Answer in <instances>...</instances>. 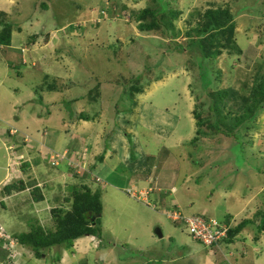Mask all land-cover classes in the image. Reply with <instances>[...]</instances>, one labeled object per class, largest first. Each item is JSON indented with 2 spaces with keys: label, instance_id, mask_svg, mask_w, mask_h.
I'll list each match as a JSON object with an SVG mask.
<instances>
[{
  "label": "rangeland",
  "instance_id": "374dc122",
  "mask_svg": "<svg viewBox=\"0 0 264 264\" xmlns=\"http://www.w3.org/2000/svg\"><path fill=\"white\" fill-rule=\"evenodd\" d=\"M111 1L115 3L113 6L118 15L114 19L110 16L104 18L106 24L100 25L101 27L98 25L94 27L89 23L95 25L92 20L96 17L98 9L105 6L106 0H12L11 14L9 13L8 17L0 11L1 20L10 19L13 27L19 28V30L12 29L10 39L12 49L18 53L20 50L21 54L24 52V58L21 55L18 60L15 58L13 63L10 56L0 51L2 65L8 61L16 67L5 70L6 74L3 73L4 79L0 83V116L4 118L6 111L9 110L8 107L13 103L16 104L14 113L16 118H21V127L20 130L15 129V140L16 135H20L22 142L24 141L23 143H7L1 138V135L6 132L0 131V181L5 182L6 164L11 167L15 162L18 165L19 161L24 159L30 163L33 170L27 176L31 175L37 182L42 183L38 180V174L34 172V155L31 153H36L37 157L40 156L39 165L42 164L45 167V173L41 174L45 178L43 184L50 186V190L47 188L49 190L47 198H51L52 201L49 200L46 203L48 206L51 207L54 203L56 195H63L62 186L74 181L70 180L64 184L60 178H66V176L63 177V174H60L58 178L55 177L59 169L62 172H67L68 169L73 170L69 171L71 174L67 172L66 175L71 177L77 175L75 178L83 177L91 181L89 185L92 189L100 190L101 201L102 195L104 197L106 194L104 214L101 218L104 226L102 244L99 249L92 248L89 251H83L84 254L78 256L80 261L83 259L82 256H86L88 264H94V259H104L105 256H108L106 264H223L224 261V264H236V260L238 264H264V236L257 243L252 240L251 235L255 233L253 219L251 223L245 224L246 232L241 233L240 231L241 235L238 238L239 241L246 242L247 254L229 245H223L220 252L213 253L211 248L202 245L201 242L195 241L188 235L183 222L174 223L164 214L165 210L170 209L181 211L186 216H191L193 213L204 214L218 221L224 220L225 216L235 215L242 207L243 200H236L233 195H224L223 188L229 189L228 180L224 176L234 177L237 187L243 185L245 181L243 174H246V185L244 184L246 200L252 203L246 210V214L249 211L256 213L262 210L264 212V187L261 188L264 186V171L258 173L263 176L257 179L248 170L244 173L245 164L241 157L244 155L246 161H250L246 169L253 168L254 165L264 166V158L259 157L260 153L257 154L259 148L264 149V107L255 114L253 120L245 124L246 133H242L243 135L237 138L243 140L244 152L242 153L239 140L234 141L233 138L205 139L204 142L194 143L196 145L193 146L190 141L195 134L191 136L193 130L192 128L188 130L189 119L185 114L181 116V109L172 111V108L177 109L173 102V95H177L186 82H189V87L193 86L192 90H189L193 105L190 111H198L193 110L194 106L197 109L207 107L201 102L202 96L197 99L199 82V77L195 76L197 70L200 73L202 69L208 74L212 78L211 86L217 88L229 86L232 88V84L234 85L237 81L239 86H234L236 89L234 91L238 93V97L240 94L246 96L249 90L250 85L246 86V79H249L247 80L249 83L251 79L254 80L255 76L264 75V0H165L172 8V15H175L174 11H177L179 16L171 19L162 15L157 16L155 20L152 14L158 8V4L152 3L153 0ZM43 3L46 7H43ZM145 9L148 13L143 12ZM207 9L216 10L214 18L223 20L225 25V37L221 40L225 50L214 59V62L199 61L185 52L187 48L189 52L201 58L203 54L209 55V52L215 49L207 36L215 35V33L211 32L208 26V18L203 16ZM138 22L145 27L163 22L167 24V27H164L165 30H159L160 27L151 32L139 28ZM216 37L218 36L215 35ZM197 40L204 46L203 54L197 49ZM221 41L219 42L222 43ZM175 43L179 47L175 48ZM187 43L195 44L190 46ZM23 45L26 50L22 52L21 46ZM239 48L242 49L241 53L236 51ZM235 51L236 53H230ZM23 60L26 62L24 65ZM137 75H141V93L134 91L132 93L139 94V97H146L148 101L145 105L149 107L147 111L150 112L149 116L145 115L142 121L136 122L135 129H132L135 123L128 122L126 119L132 107L130 104L132 99L122 90L125 85H135ZM132 78L133 83H129V79L132 80ZM163 80L162 84L157 83ZM154 84L156 86L153 87ZM97 88L100 94L99 104L90 102L87 105L88 101L87 103L79 100L72 101L86 97L88 93L96 98ZM22 98L24 101L21 104L15 101V99ZM99 105L103 106V111L100 110ZM83 106L87 107L89 114L95 116L91 121L94 132L87 131L85 133L87 137L92 138L95 134L93 139L99 140L100 135L104 133V142L108 143L113 134L117 133L120 136L123 133L129 156H132L138 147L144 152L145 149H154L158 152L154 156L146 157L147 165L143 162L138 167V170L150 175L147 186L150 185L153 192L160 189L154 194L149 191L150 207L143 203L137 195V187L132 186L136 191L134 192L136 196L123 192V189H128L127 186L130 185V175H133V169L138 166L136 164L123 165L111 162L109 164L102 163V158L96 159L91 165L93 167L91 171L97 174L99 181L96 183L100 184L93 187L91 180L93 174L86 172L89 169L85 162L87 151L82 152L80 149L73 151L74 148L71 147L61 149L60 153L56 154H62L57 158H63V161H58L57 165L50 164L47 157L48 152L46 156H43L54 146L48 143L50 139L45 137L51 131L57 130L61 134L57 137L60 140L55 138L54 143H64L65 140L66 143H77L79 134L71 135L70 132L73 130L70 126H63V122L67 124L71 120L77 122L79 120L77 114ZM167 110L174 114L178 121L181 116L180 124L176 130L174 129L171 134L163 138V143H153L151 131L157 133L159 131L163 134L169 131L168 127H158L155 123L158 121L163 124L164 121L163 125H167L164 118L168 114ZM120 113L122 116L119 115ZM116 116H121L118 123L115 122ZM5 124L6 121L0 119L1 129ZM45 126L52 127L45 129ZM64 129L65 133L62 131ZM110 130V135L105 137ZM178 137L189 140L187 142L190 145L186 146V150L189 147L188 163L191 164L187 167V171H180L183 174L182 179L186 175L184 181L179 175L177 181L173 182L166 178L163 183L159 178L157 179L156 175L159 172L160 163L171 159L175 152V144L172 147L174 149L171 150V148L170 151L163 145L170 146L176 143ZM94 143H102V141ZM204 143L207 145L211 143L212 149L203 146ZM236 143H238L237 146ZM250 143H260L263 146L255 148ZM14 145L18 151L9 149V146ZM55 150L58 149L55 148ZM107 151L110 156L112 154L115 156V151L110 144H108ZM72 153L78 158L72 159L69 156ZM88 155L89 151L87 158ZM151 157L154 158L155 163L150 166V161H153ZM138 159L139 157L136 156L135 161ZM229 160H231L230 165L227 164ZM170 162L172 165L166 174L174 177L171 173L174 172L171 170L175 165L174 159ZM196 162L199 165H195ZM234 166L241 168L240 172L235 170L239 176L234 175ZM15 172L12 170L9 174ZM113 177L116 181L112 180ZM13 180L15 178L12 180L9 178L6 182ZM141 184V188L146 186L144 183ZM112 185L117 188H113ZM171 186L177 189L176 198L181 205L177 204V206L180 209L174 207L173 198L175 196H171L169 192ZM260 188L261 191H259ZM28 190L29 188L20 193L15 192L14 202L10 199L12 196L7 197L5 201L7 209H2L0 206V223L5 228L10 222L9 219L13 218V222L10 223L16 232H24L30 217L34 218L30 213L34 210V206L38 205L33 202L34 206L30 207L32 203L31 201L28 203V198L26 199ZM110 197L115 198L117 202H111ZM163 201L165 204H162ZM158 202L162 205L160 206ZM206 208L209 209L208 212L205 211ZM238 216L241 218V212ZM39 221L44 226L51 223L50 217L47 219L40 217ZM18 222L20 225L21 223L25 225L26 229L23 225L18 229ZM155 229L162 231V237L154 233ZM11 230H9L10 233H12ZM255 247L258 249V254L252 256L251 252ZM231 253L234 254V258H229ZM53 258L54 256H47L39 260L43 264H49ZM72 261L75 260L72 259Z\"/></svg>",
  "mask_w": 264,
  "mask_h": 264
},
{
  "label": "trees",
  "instance_id": "16d2710c",
  "mask_svg": "<svg viewBox=\"0 0 264 264\" xmlns=\"http://www.w3.org/2000/svg\"><path fill=\"white\" fill-rule=\"evenodd\" d=\"M106 1L111 7L113 6V4H115L111 0ZM163 2L165 7L163 5ZM167 2L165 0L152 1V3L158 4V8L154 10V13L152 14V18L154 20L158 17H161L162 15L170 17L171 19H176V17L179 16V14L177 15V11H174L175 15H172V8L168 6L169 2ZM43 7H46V4L43 3ZM146 9L143 11L144 13H148V10ZM107 11L111 14H109V16L113 17L115 10L109 8L107 9ZM215 14L216 10L213 9H207L203 13V16H205V18H208L209 25H207L209 26V28H211V32L215 33V35L218 36L215 38L214 34L207 35L209 36L208 39L210 41V44H213L215 49L212 52H209V55H204V50H202L204 46L200 43V41L197 40V49H199L200 53L202 52L203 56H201V58L197 57L195 53L192 54V52H189L185 46V52H188L190 57L193 56L199 61L211 60L212 62H214V59L224 52L223 50H225V48L223 45V41L221 40L225 37V25L224 22H222L223 20H217L214 18ZM89 24L94 27H97V25L104 26L106 24V20L103 18L99 22H94L95 25H93L92 23ZM156 24L154 26L150 25L148 27H145L143 25H140V23L138 22V27L141 29L143 28L142 30H150L151 32L160 27L161 28L159 30H165L164 27H167V24L163 22L158 23L157 25ZM0 27V46L8 47L10 45L12 29L17 28L19 30V28L16 26L13 27V23L10 22V20L1 19ZM81 27L85 28L83 26ZM170 29L171 27L169 28V30ZM214 41H217V43H213ZM219 41H221L222 43H220ZM193 44L195 43H187V45L190 46ZM174 47L177 48L179 47V45L175 43ZM236 51L237 53H241L242 49L239 48L236 49ZM236 51L230 53H236ZM187 57L189 58V56ZM199 67L201 68L200 65ZM198 71L199 70H197L195 73V76L199 77L198 88L196 87L198 89L197 99L199 96H202L203 100L201 101L200 98L199 100L203 102L204 106L206 104L207 107H203V109H197L196 106H194L193 110L198 111L192 112L194 118L195 135L191 139L190 143L195 146L196 144L194 143H202L205 139L215 140L216 138H220L221 140L233 138L234 141L239 140V142L241 143L243 140L237 138H239L240 135L246 133L245 124L253 120L255 114H257V112L264 107V75H259L258 77L255 76L254 80L251 79V82L249 83H247V80L249 79H246L245 84L246 86L248 84L250 85L248 87L249 90L246 93V96L244 94H240L238 97V93L234 91L236 90L235 87L239 86V83L237 81L236 83H234V85L232 84V88L234 89L230 88L231 86L226 88H217L216 86H211L212 78L208 74H206L202 69L200 73H198ZM140 76L141 75L135 76V80L137 81L135 85L123 86L122 92L127 94L130 99H133L135 96L139 95L133 94L132 91L141 93ZM129 83H133V78L132 80L129 79ZM192 87L193 86L190 87V90H192ZM96 93V98L95 96H92L91 93H88L86 97L73 99L72 101L79 100L85 101V103H87L88 101L87 105L90 102L91 104H99L98 102L100 100L98 99L100 98V94L98 88ZM99 107L103 109V106L99 105ZM86 108L87 107L83 106L81 109H79L80 112H78L77 114V119H92V115L87 112ZM203 146H205V144H203ZM14 150L18 151L17 148H14ZM151 158V160L153 161H150V166L155 163L154 158ZM15 166H17L15 169L16 172L9 177L10 180L14 178L15 180H13L12 182H3L0 188V195L2 196V198L0 199V206H2L1 208L7 209V204L5 203L7 197L12 196L10 199L14 202L13 194L15 192L20 193L26 191L29 188L26 199L28 198V203L29 201H31L32 205H30V207L34 206L33 202L37 203L35 205H42V208H44L48 218L50 217L51 220V225L49 224L50 226H44L37 218L34 219L30 217V221L27 222L28 230L13 235V237L16 238L21 246L29 249L32 252L34 257L41 258L43 255L47 256V254L53 248L54 250H56V253L53 255L54 258L52 260L54 264H58L60 260V251L58 250L64 248L69 249L77 239L84 236H96L99 239H102L104 226L102 225L101 218H103L104 213L100 190L92 189V187H90L86 183V181L80 179L75 183L72 182L66 184V186H62L63 195H56V199L50 207L46 204L49 200H51V198H47L50 186L48 184H43L44 181H42V183L37 182L35 178L31 177V175L27 176L28 173L32 170L31 165L28 161H24V159H22L21 161H19L18 165L14 164V167ZM89 170L92 169L90 168L87 171ZM92 180L94 182L96 181V177L94 175H92ZM63 181H65V179H63ZM65 183L66 182H64V184ZM47 188H49V190H47ZM66 191L67 194H65ZM124 192L127 195H130L126 190H124ZM148 207H150V205ZM35 208L36 207L34 206V209ZM33 211H31L30 213L31 216L34 215ZM194 215H199L205 217L206 219H210L204 214ZM229 218L230 217L228 216L224 220H222L226 224H230V227L228 229L226 238L219 243L218 247L222 244H232L238 238V235L240 231L245 227V224L251 223L252 219L255 223V233L253 236V240L256 243L257 241H259V236L264 231V212L262 210L256 212L253 218L246 219L240 222L238 225L231 224ZM216 246H211V249L214 253H216L218 250V247Z\"/></svg>",
  "mask_w": 264,
  "mask_h": 264
},
{
  "label": "crops",
  "instance_id": "0c3cea01",
  "mask_svg": "<svg viewBox=\"0 0 264 264\" xmlns=\"http://www.w3.org/2000/svg\"><path fill=\"white\" fill-rule=\"evenodd\" d=\"M0 4H1L0 11H3L2 13L5 14L6 17H8L9 16V13L11 14L10 11H11V6H12V0H0ZM11 22H12V20H11ZM12 47L13 46L11 45V42H10V45L8 47L0 46V51H1V53L5 54L7 56H10L11 57L10 59H11V61L13 63L15 62L14 61L15 58L18 60L21 55L24 58V56H23L24 52L21 54V52L19 50V53H18L16 51H14V49H12ZM21 48H25V46L23 45V46H21ZM18 54H19V56H17ZM12 62L8 63V61H7L6 63L4 62L3 65H2V58L0 57V83L3 82V79H4L3 78V73L4 72L8 71L9 68H11V69L12 68H16L14 65L11 64ZM24 64H26L25 61H24ZM4 74H6V73H4ZM172 75H174V74H172ZM163 82H164V80L163 81H158L157 83L158 84L159 83L162 84ZM154 86H156V85L154 84L153 87ZM13 90L16 91L15 88H13ZM189 90H190L189 82H186V83H184L182 90L179 93H177V95H175V94L173 95V102H174V105H175V107L177 109L172 108V111H176L178 109H181V116H183L185 114V116L189 119V122L190 123L188 125V130L190 128H192V130H193L191 132V136H192V134L195 132L194 131L195 127H194V118H193L192 112L190 111L191 110V107H193V105H192V98L190 97L191 95H190ZM137 96L134 97L131 100L132 103H130V104H132V107L130 108L131 110L128 111L127 116H126V119H127L128 122H132L133 121V123H135L133 125L132 129H135L136 122L142 121L143 118L145 117V115H148L149 116V112H150V111H147V110H149V107L145 105L146 101H148L146 99V97L145 96H140V97L138 96L137 97ZM15 101H18L21 104L24 101V98H22V99H15ZM0 102H1V99H0ZM25 103H26V101H25ZM15 107H16V104L13 103L12 106H9L8 107L9 110L6 111V113L4 115V118H3V116H0V119H2V120L4 119L6 121L5 126H3L2 129L0 128V131L1 130H4L6 132V133H3L1 135V138L4 139V141H6L7 143H20V142L23 143L24 142V141L22 142L20 135H16V140H15V135L14 134H16V133L14 131H16L17 128L20 130V127H21V124H20V119L21 118L20 117H17L16 118V115L14 113ZM135 107L138 110H136ZM100 110H102V109H100ZM167 113H168L167 116H164V118H165V120L167 122V125H163L164 124V121H163V124L159 123L158 121H155V123H156V126H158V127H164V126L168 127L169 128V131L166 134L159 133V131H158V133L151 131V135L153 137V139H152L153 140V143H163V138L166 137V135L171 134L174 129L176 130V127H178L179 124H180L181 116H180V119L178 121L176 119V117H175L174 114L170 113L168 110H167ZM119 115L122 116L121 113ZM130 115H132V116L129 119V116ZM14 116H15V118H14ZM121 116H116V119H115V122L116 123H118L119 118ZM91 117H92V119H87V120H81V119H79V120H77V122H75L76 120L74 122H72V120H71V121H68V124L65 123V122H63V126H67V127L70 126L71 127V130H73V131L70 132L71 135H75L77 133L79 134L77 143H66L67 142L66 140L64 141V143H54L53 141H55V138H57V137H59L61 135L59 131L55 130L53 132L51 131L49 134H47V136H45L46 138H48V140L49 139L51 140V141L49 140L48 143H52L54 146L52 147L50 144H48V143L47 144L50 147H52V149H53L54 152H58V153H59V151L61 149L63 150L65 148H70V147L71 148H74L73 151L78 150V149H81V150L84 149V151H87V153L89 151L88 158L86 156L87 153L85 154V162H86V164H87V166H88L89 169L90 168L91 169L93 168L91 165H92V163L96 159H101V158L103 159L102 160V163H109L110 164V162H111V163H119V164H123V165H134V164H136L138 166H135L136 168L133 169V171H134L133 175H130V178L131 179L129 181V184H130L129 186H134V187H137V188H141L140 187L142 185L141 183H144V184H146V186H143L142 188H146L147 187V183L150 180L149 179V176L150 175L148 173L146 174L145 172L143 173L142 171L138 170V167L143 162L145 164L147 163L148 159H146V157L148 155L154 156L158 152L157 151H154V149H145V152H144L142 149H139L140 147H138V150L136 152H134L132 156H129L128 148L126 146V143L124 142L125 141V137H124L123 133H121L120 136L117 133L113 134L110 137V140H109L108 143H105L104 142V139H103L104 133H103L102 135H100L101 137H100L99 140L96 139L98 141H102V143H94V142H98V141H96V140L93 139L95 134L93 135L92 138L87 137V135H85V133L87 131H90V133H92V131L94 132V129L91 126V124H92L91 121L94 120V117L95 116H91ZM46 120H48V119H46ZM99 120H100V118H99ZM48 122L49 121H47V123ZM96 125L97 126H102L101 124H96ZM190 125H192V126H190ZM48 127H52V126H45L44 128L47 129ZM12 128H14V129L12 130ZM100 128H102V127H100ZM154 129H157V128H154ZM104 130H106V129H104ZM111 130L109 132H107V134L105 135V137L108 136V135H110ZM62 131L64 132L65 129L62 130ZM0 134H1V132H0ZM17 136H19V137H17ZM57 140H60V139L57 138ZM71 141H72V139H71ZM187 141H189V140H186L183 137H178L176 143H173L170 146L163 145V146L168 147V149L170 151V149L175 144V150H174L175 152L172 155L171 159L162 161L160 163L159 172L156 175L157 179L159 178V180L162 181L163 183H164V181H165L166 178H168L170 181L175 182V181H177L178 176L181 175L180 179L184 181V178L186 177V175H184V178L182 179L183 174H181L180 171H184V172L187 171V167L191 164V163L190 164L188 163V159H190L189 158V156H190L189 151L190 150H189V147L186 150V146H189L190 143H188ZM242 143H243V141L240 143L241 146H239V148L241 149V150L239 149L241 153L244 152V147H243ZM108 144H110V146L114 149L115 156H114V154H112L111 156L109 155V153L107 151ZM250 144H253V147H255V148H259V147L263 146V145H260V143H250ZM236 145H237V143H236ZM205 146L206 147H210L212 149L211 143H209L208 145L205 144ZM85 147H87L88 150H87V148L85 149ZM55 148L58 149V150H55ZM173 149L174 148H172L171 150H173ZM259 149L260 150L257 151V154L260 153L259 157L261 156L262 158H264V149L263 148H259ZM30 152H32V151H30ZM35 154L36 153H31V155H34V164H35V166H34L35 167V171L34 172H35V174H38L39 178L38 177L37 178H38L39 181L42 182V181H45V178L42 176L43 173H45L44 172L45 171V169H44L45 167L42 164L39 165L38 158L40 156L37 157ZM43 156H46V154L44 153ZM69 156H71L72 159L78 158L76 156V154H74V153H72ZM136 156L139 157V159L137 161H135V157ZM47 157H48V155H47ZM241 157H242V160H243L242 162L245 164V166L243 167L244 168V173H246V171L248 170L249 173H253L255 175L256 179L257 178H260V176H263V175H258V173L264 171V168H263L264 166L258 167V166H255L254 165L253 168L246 169L248 167V164H249L250 161H246V157L244 155L243 156L241 155ZM172 159H174V164L175 165L173 164L174 166H173V168H171V170L174 171V172H171V173L174 174V177L168 176L166 174V172L169 170L170 165H172V163L170 162V160H172ZM207 161H208V159H207ZM163 162H164V164H163ZM230 163H231V160H229L227 162V164H229V165H230ZM255 163H258V162H255ZM263 163H264V161H263ZM14 164H16V163H14ZM14 164L11 167H9L8 164H6V166H5V169H6L5 182L7 180H9V177L12 175V174H9V172L12 173V170H15V169H13ZM201 164H202V161H201ZM233 164H234V162H233ZM195 165H199V163L196 162ZM41 168H43L44 170L41 169ZM233 170H234V175H237V173L235 172V170L237 172H240L241 171V168L234 166ZM67 172H69V169L67 170ZM67 172H62L59 169L58 170V173H57V175L55 177L58 178V175L63 174V177L66 176V178H60V179L61 180L65 179L64 182H66V183L68 181H70V180H74L73 182L75 183V182L79 181L80 179L86 181V183L88 185L91 182L88 179L83 178V177H81V178H75V177H77V175H75V177L74 176H72V177L71 176H67L66 175ZM86 172L87 173L90 172V173H92L94 175H97V174L94 173V171H91V170L86 171ZM237 176H239V175H237ZM242 177L245 179L243 185H238L236 187L235 186L236 182L234 180V177H232L231 175H228L227 177L224 176V178H227V180H228L227 181V185L229 187V189L223 188L224 195H233V198H235L236 200H243L242 207L239 208L240 209L239 211L241 212V218H239V216H238L239 213H240L239 211L236 212L235 215H232V216L229 215V217H230L229 218V221L233 225H238L240 222H242V221H244L246 219L253 218V216L255 214V212H251V211H249L248 214H246V210H248V207L251 206L252 203L250 202V200H246V186H245L246 185V174L245 175L243 174ZM224 178H222V179H224ZM91 180H92V177H91ZM112 180H114V177H113ZM114 181H116V180H114ZM0 183L3 184V181L1 180ZM97 184H100V183H96V182L93 181V187H95ZM112 187L114 188L116 186L112 185ZM263 187L264 186H262L261 188H263ZM170 188H171V190L173 189L172 191L169 189L170 195L171 196H175V198H173V203L175 204L174 207H176L177 209H180L177 206V204L179 206H181L180 205V202L178 203L177 198H176L177 189L174 186H171ZM261 188L259 189V191L262 190ZM106 190H107V188L105 189V191ZM124 190L125 189H123V192H124ZM159 190L160 189H158L155 192L151 191V193H153V194L154 193H158ZM105 198H106V194H104V197L102 195L103 207H104ZM157 199H159V198H157ZM110 201L111 202H115V201L117 202V200H115V198H113V197H110ZM158 204L161 206L162 204H165V202L163 201L162 204L158 202ZM190 205L192 206V204H190ZM208 210H209L208 208L205 209V211H207V212H208ZM33 212H34V215H33L34 218H37L38 220H39L40 217L45 218V219L48 218V216H47L44 208H42V205H39L38 204V206L34 209ZM194 214H199V213H193L192 215H194ZM226 217H228V216H225V218ZM9 220H10V222H13V218H11ZM10 222H8V225H7V227L5 229L9 233H10L9 230L13 229L14 231L11 230L12 233H10L12 236L14 234H16V233H20V232H16V230L13 228V225ZM40 223L42 224V222H40ZM17 224H18L17 225L18 229H19V227L21 225H23L22 223L20 225V222H18ZM50 225H51V223H50ZM23 226L25 228V225H23ZM109 229L111 230V228H109ZM26 230H28V227H27ZM245 232H246V228L244 227L241 230V233H245ZM241 233L238 235V238L240 237ZM253 236H254V232L251 235L252 240H253ZM263 236H264V231L259 236L260 237L259 238V241H261V239L263 238ZM238 238L232 244H230L229 246H231L232 248L238 249L239 251H241V253H246L247 254V251H246V242L243 241V240H242L243 242H241V241L238 240ZM101 244H102V239H99L96 236H84V237H81V238L77 239L73 243V245L69 248L70 250L71 249H73V250L69 251L67 248L58 250V251H60L59 252V254H60V260H59L58 264H88V261L86 260V256L85 257L82 256L81 258H83V259L81 261L78 258V256L83 255L84 254L83 251H89L92 248L93 249H95V248L99 249V247L101 246ZM235 244H238V245H235ZM223 245H226V244L220 245L218 247L217 252H220V248ZM19 246H20L19 247L20 255L16 259L17 264H43V263L40 262V260H39L40 258L34 257L33 254H32V252L29 249L21 246L20 244H19ZM236 246H239L240 248H237ZM24 249H25V253H24ZM261 251H262V249H261ZM55 253H56V250H54L52 248L51 251L47 254V256L51 257ZM108 253L110 254V252H108ZM251 253H252V256H256L258 254V249L256 247L253 248V250H252ZM230 255H229L230 256L229 258H234V254L233 253H231ZM47 256L43 255L42 257L45 259ZM107 257L108 256H105L104 259L103 258L102 259H100V258L94 259V264H102V263L103 264H106V261L108 260ZM4 259H5V253L0 248V264L1 263H4V262H1ZM72 259H74L75 261L73 262ZM224 262H223V264H224ZM236 262H237L236 264H238V261L237 260H236ZM49 264H54L52 259L50 260V263Z\"/></svg>",
  "mask_w": 264,
  "mask_h": 264
},
{
  "label": "built area",
  "instance_id": "2783aa9c",
  "mask_svg": "<svg viewBox=\"0 0 264 264\" xmlns=\"http://www.w3.org/2000/svg\"><path fill=\"white\" fill-rule=\"evenodd\" d=\"M111 8L115 10L114 6H110L106 1L103 8L98 9L96 17L92 20L93 22H99L101 19L108 17L107 9ZM118 13H114L113 19L116 18ZM26 48H21L23 52ZM15 132V131H14ZM14 146H9L12 150ZM48 152V153H47ZM48 155V160L50 164L57 165L58 161L63 160L62 154H56L53 150H47L45 154ZM16 163V162H15ZM17 164V163H16ZM9 166V164H8ZM96 181H99L96 177ZM134 187H128L126 190L130 195L136 196ZM143 189V190H142ZM152 187L149 185L146 188H137V195L146 205H149L148 197L149 193L152 191ZM173 190V189H172ZM150 191V192H149ZM164 214L171 219L174 223L183 222L185 225V230L194 240L200 241L204 246L211 248L212 245H217L226 238L230 224H226L224 221H218L216 219H206L205 217L194 215V216H184L180 211L165 210ZM19 243L15 237H13L3 225L0 224V248L5 253V259L1 264H17L16 259L20 255ZM214 253V252H213Z\"/></svg>",
  "mask_w": 264,
  "mask_h": 264
},
{
  "label": "water",
  "instance_id": "95a60500",
  "mask_svg": "<svg viewBox=\"0 0 264 264\" xmlns=\"http://www.w3.org/2000/svg\"><path fill=\"white\" fill-rule=\"evenodd\" d=\"M154 233L158 236V237H162V231L160 229H155Z\"/></svg>",
  "mask_w": 264,
  "mask_h": 264
},
{
  "label": "clouds",
  "instance_id": "9594fccd",
  "mask_svg": "<svg viewBox=\"0 0 264 264\" xmlns=\"http://www.w3.org/2000/svg\"><path fill=\"white\" fill-rule=\"evenodd\" d=\"M10 145V144H9ZM53 150V149H52ZM13 151H14V148H13ZM23 151V150H22ZM56 153H58V152H56ZM60 153V152H59ZM8 160H9V158H8ZM10 161V160H9ZM17 163V162H16ZM72 171V170H71ZM94 175V174H93ZM95 177H97V175H94ZM95 182H97V181H95Z\"/></svg>",
  "mask_w": 264,
  "mask_h": 264
},
{
  "label": "bare ground",
  "instance_id": "6f19581e",
  "mask_svg": "<svg viewBox=\"0 0 264 264\" xmlns=\"http://www.w3.org/2000/svg\"><path fill=\"white\" fill-rule=\"evenodd\" d=\"M82 152H84V149L81 150ZM67 160H70L69 158H67ZM63 161V160H62ZM2 184L0 183V188H1Z\"/></svg>",
  "mask_w": 264,
  "mask_h": 264
}]
</instances>
